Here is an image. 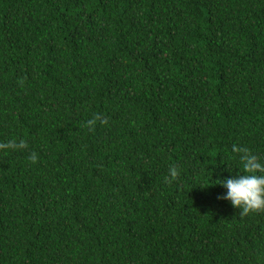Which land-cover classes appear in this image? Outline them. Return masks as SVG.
<instances>
[{"label": "trees", "instance_id": "16d2710c", "mask_svg": "<svg viewBox=\"0 0 264 264\" xmlns=\"http://www.w3.org/2000/svg\"><path fill=\"white\" fill-rule=\"evenodd\" d=\"M9 141L0 264H264V0H0Z\"/></svg>", "mask_w": 264, "mask_h": 264}, {"label": "clouds", "instance_id": "9594fccd", "mask_svg": "<svg viewBox=\"0 0 264 264\" xmlns=\"http://www.w3.org/2000/svg\"><path fill=\"white\" fill-rule=\"evenodd\" d=\"M15 141H9L7 145L0 147H18ZM241 161L240 171L228 176L212 179L210 185H220L225 190L217 195V199L228 201L235 209L244 213L264 210V160L259 158L246 148L236 149ZM35 159V155L32 156ZM170 176L177 175V169H169Z\"/></svg>", "mask_w": 264, "mask_h": 264}]
</instances>
